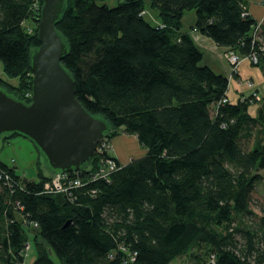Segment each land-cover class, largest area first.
Wrapping results in <instances>:
<instances>
[{
  "label": "trees",
  "instance_id": "obj_1",
  "mask_svg": "<svg viewBox=\"0 0 264 264\" xmlns=\"http://www.w3.org/2000/svg\"><path fill=\"white\" fill-rule=\"evenodd\" d=\"M34 1L0 0V62L17 79L0 77V89L24 103L30 52L39 44ZM148 1L156 24L144 17V0L113 7L64 0L55 29L67 45L61 65L75 99L108 124L107 141L133 135L146 152L122 165L96 147L89 164L64 172L82 182L66 193L42 191L55 172L45 174L40 163L36 179H26L0 161V264L31 259L23 254L30 240L33 264H169L179 257L264 264V203L254 225H234L252 215L253 194L264 184V112L253 117L255 102L227 100L228 78L200 65L202 52L181 20L193 12V30L242 58L256 51L254 66L264 70L259 25L244 0ZM15 136L22 135L0 140ZM100 157H112L117 168L92 179Z\"/></svg>",
  "mask_w": 264,
  "mask_h": 264
},
{
  "label": "water",
  "instance_id": "obj_2",
  "mask_svg": "<svg viewBox=\"0 0 264 264\" xmlns=\"http://www.w3.org/2000/svg\"><path fill=\"white\" fill-rule=\"evenodd\" d=\"M64 0H42L38 46L30 52L29 103L0 89V136L16 132L31 140L50 172H73L89 164L110 128L74 97V82L61 65L67 45L55 29Z\"/></svg>",
  "mask_w": 264,
  "mask_h": 264
},
{
  "label": "rangeland",
  "instance_id": "obj_3",
  "mask_svg": "<svg viewBox=\"0 0 264 264\" xmlns=\"http://www.w3.org/2000/svg\"><path fill=\"white\" fill-rule=\"evenodd\" d=\"M119 1H122V0H97V3L98 4H105L108 7H113ZM144 4H145L144 17L147 20H149L151 23L156 24V22H157V16L156 15L157 14H156L155 10L150 8L148 0H144ZM22 25L27 26V29L30 30L29 27H31V25L28 21H24ZM239 68H241L240 70H241L242 74H249L250 72L254 73L253 74L254 81H252V80L251 81L255 82V83H253V86H256V88L258 89V93H259L258 95L260 96L261 99H260V101L249 106V112L256 113L258 106L264 105V70L259 65H256V66L252 65L250 63V61L247 60L246 58L241 60L238 69ZM0 77L7 80L9 83H11L13 85L17 84L16 78L7 77L5 75V73L3 72V69H2L1 62H0ZM233 79H235V78H232L229 80L230 85L227 89V92H228V96L231 97L230 99L234 100L233 102H237L238 98L232 99L237 94L236 91L234 90V85H236V84H234ZM241 79L243 81V80H246L248 78H244L242 76ZM244 86L246 88H248L247 85H244ZM260 128H261L260 125L256 126V129L252 128V133L255 135L257 133L256 131H260ZM120 134H122V133H120ZM260 134H261V132L258 133L257 135L260 136ZM112 139L109 140V143H110L109 150L111 153L114 152V151H112V148H111V140ZM0 161L4 162L5 164H7L10 167H14L17 174L22 176L23 178H26V179H36L37 163H40L41 168H42L43 172H45V174L51 173L46 168L45 163L43 161V158H42L40 152L38 151V149L35 147L34 143L31 140H29L28 138L23 137V136L11 137L9 139H6V141L0 140ZM262 203H264V184H263V186H261V190H259L258 192H255L253 194V201L251 204L252 215L247 216V217L246 216L245 217H237L235 222H234V225L237 228H239V226L248 227L249 225H251V226L254 225L257 221L258 215H260V213H261L259 211V206ZM27 232H28V234H31V230H28ZM30 242H31V245L28 246V255L30 256L32 254V256H33V253H34L33 242L31 240H30ZM51 256L58 263L59 260L56 257H54V255H51ZM28 261H31V260L28 259ZM169 264H187V262H186L185 257H179L175 260H172Z\"/></svg>",
  "mask_w": 264,
  "mask_h": 264
},
{
  "label": "crops",
  "instance_id": "obj_4",
  "mask_svg": "<svg viewBox=\"0 0 264 264\" xmlns=\"http://www.w3.org/2000/svg\"><path fill=\"white\" fill-rule=\"evenodd\" d=\"M244 7L247 11V14L259 24L257 38L259 41L264 42V1L244 0ZM194 21H195L194 13L193 12L191 13L190 11L186 12L181 20V31L189 34L195 45L201 50L202 57H201L200 65L208 66L215 73L226 76L228 78V87L230 85L229 80L235 78L233 79V82L234 84H236L234 85V90L236 91L237 94L232 99L238 98V100H240L242 96H248L251 93L252 89L246 88L244 84L240 83L242 81L241 78L243 76L244 78H248L254 81L253 79L254 73L250 72L249 74H242L240 70L241 68H239L236 74L231 75L229 64L227 62L225 55L226 48L216 45L210 38L200 34L198 31L193 30L192 26ZM156 23H158V19ZM253 89L256 92H258L256 86H253ZM226 94H227V100L231 103H235L233 102L234 100H231L230 99L231 97L228 96V92H226ZM252 104L254 103H251L249 106H251ZM249 106H248V112H249ZM259 109H262L264 112V105L258 106L256 113L249 112V114L253 117H257ZM111 148L112 151L114 152L113 153L110 152V154L114 156L117 159V161L122 165L127 164L133 158L141 157L146 152L144 148L139 146L135 136L127 135L123 133L115 136L111 140ZM30 258H31L30 260H32L33 258L32 254L30 255Z\"/></svg>",
  "mask_w": 264,
  "mask_h": 264
},
{
  "label": "built area",
  "instance_id": "obj_5",
  "mask_svg": "<svg viewBox=\"0 0 264 264\" xmlns=\"http://www.w3.org/2000/svg\"><path fill=\"white\" fill-rule=\"evenodd\" d=\"M32 8L35 11H38L40 9L37 0L33 2ZM23 22L24 21H22V24ZM255 31L256 29L253 32V36L255 35ZM259 50L262 52V54H264V45H261L259 47ZM225 55H226L227 62L229 64L231 75H234L237 73L238 66L241 60L244 58L249 60L250 63L253 65L257 64L258 62V53L256 51L255 52L251 51V53H249V55H247L244 58L240 57L234 51H230V50L226 51ZM240 83L247 85L248 88L252 89L251 93L248 96H242L240 98V101H244L246 99L249 100V102L260 101L261 98L258 95L259 93L253 89V82L251 80L246 79V80L241 81ZM26 96H30V93H27ZM224 101L225 99L222 100V102ZM109 148H110V143L105 138L101 139L99 142V145L97 146L98 152L100 154L102 153V151H105V150L108 151ZM116 168H117L116 162L113 160L112 157H107V158L100 157L98 161V167L93 172H91L89 176L92 179L101 178V177L106 178ZM1 172L2 171L0 169V179L2 176H5V172L3 174H1ZM81 185H82L81 179L78 177L72 178L68 176V173H55L51 175L49 180L44 182L42 191L45 193H66L70 188L78 187ZM33 225H35V223H33ZM28 246L29 244L27 243L25 245V251L23 253L24 257L28 253ZM131 260H133V257L131 258ZM14 264H33V263L31 261L23 259V260L14 262Z\"/></svg>",
  "mask_w": 264,
  "mask_h": 264
},
{
  "label": "bare ground",
  "instance_id": "obj_6",
  "mask_svg": "<svg viewBox=\"0 0 264 264\" xmlns=\"http://www.w3.org/2000/svg\"><path fill=\"white\" fill-rule=\"evenodd\" d=\"M100 142V141H99ZM98 145V144H97ZM61 173H64V172H61Z\"/></svg>",
  "mask_w": 264,
  "mask_h": 264
}]
</instances>
